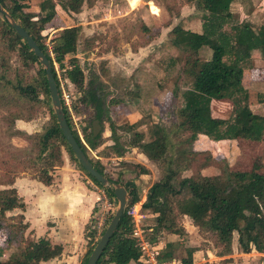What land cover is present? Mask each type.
I'll return each instance as SVG.
<instances>
[{
	"label": "trees",
	"instance_id": "obj_1",
	"mask_svg": "<svg viewBox=\"0 0 264 264\" xmlns=\"http://www.w3.org/2000/svg\"><path fill=\"white\" fill-rule=\"evenodd\" d=\"M84 1L64 0L59 3V6L67 12H78ZM231 1L183 0L187 4H192L195 11L200 12L201 32L185 30L177 25L171 29V32L176 35L171 43L174 46H178L179 43L184 45L183 71L192 84L199 89L198 92L182 91L181 105L175 114V128L186 134L181 145L188 146V152H191L190 146L200 134L212 140L242 138L256 141L264 137V115L256 114L248 107V93L241 85L242 68L236 62L238 52L234 50L235 47L247 52L258 49L264 58V24L254 30L244 20L231 22L229 14L223 15L218 12V8L228 6ZM45 2L42 1L38 5L43 15L36 20H31V15L23 11L27 7V0H10L8 6L3 3V0H0V5L14 20L20 23L45 54L57 87L52 60L45 45L40 41V32L44 24L49 22L55 13V4L51 0ZM160 3L165 6L169 15L175 10V0L172 1V5H168L164 0H161ZM148 4L152 11L151 3L148 2ZM162 10L163 13L161 12L160 16L165 17L166 13L164 9ZM163 24L166 25L167 22L165 21ZM225 25L227 26L224 28ZM140 27L142 33L147 36L143 23ZM78 30L79 27L76 26L64 27L54 37L55 43L51 51L54 53L56 62H61L64 55L74 52ZM0 35L2 38L13 36L12 48L16 50L22 69H27L33 64L38 66L35 76L31 77H23L16 72L13 78H8L1 73L0 91L2 90L7 96L14 97L15 102L22 101L28 105L27 119L35 112V107L45 106L49 114L40 131L30 135L22 134L32 143L35 156L25 159L18 152L11 153L3 161L5 170L22 169L26 163L27 168L33 170V178L43 185H49L52 180V170L61 164L62 148L88 179L101 187L102 185L86 173L72 156L70 148L58 128L52 109L45 100L37 98L39 95H43L49 101L45 75L37 58L4 18L0 20ZM201 46L209 48L208 59H202L198 55V49ZM71 58L68 67L64 70L65 79L70 85L82 90L80 102L85 105L91 104L94 107V116L99 118L103 110L102 100L91 89H83L82 69L76 59ZM0 66L7 67L8 65L6 61L0 60ZM198 93L216 98H229L231 102L230 114L227 117L213 115L208 100L204 98L199 100L201 97L197 95ZM259 99L264 100V93ZM62 110L74 139L85 153V147L78 134L71 128L68 115L63 107ZM130 126L133 127V123ZM151 128V136L148 140L143 141V132L137 131L129 142L138 147L146 158L163 161L162 177L148 187L145 201L137 202L138 209L141 205L145 213L154 215V224L151 228L154 236L150 245L156 252L157 260L163 261L172 257L171 243L165 241L159 247L157 237L159 234L179 235L181 233L182 227L177 223L178 215L188 216L199 232L210 234L215 246L222 248L219 255L230 253L233 232L236 233V246L240 252L246 253L253 249L264 253V173L229 171L224 180L217 176L196 174L183 177L181 172L186 167L176 163L172 157L175 144L171 143L169 138L170 130L156 123H153ZM111 133L113 134L112 129ZM96 138L89 132L83 134V140L90 148L97 145ZM114 148L113 153L119 156L121 154L119 148ZM90 162L96 170L104 175L97 162L91 160ZM146 172V168H140V173ZM7 175L6 177L0 176V231L4 233V241L0 248V264H41L58 257L62 252L61 244L52 243L45 236L33 237L25 233L28 224L24 221L22 214L24 203L12 186L15 174ZM113 181H117V179ZM106 192L109 196L114 197L112 188ZM136 200L137 196L134 191L129 190L127 203L118 219L116 228L95 264H128L129 261H133L135 264H144L137 239L133 235L134 224L131 215L127 213L128 208ZM12 209H19L20 212L6 215V212ZM85 228L87 227L85 226ZM96 240L90 243L80 264H85ZM9 247H14L17 252L4 258V253L1 250ZM194 250H196L195 247L185 249V257L179 259L182 264H191Z\"/></svg>",
	"mask_w": 264,
	"mask_h": 264
},
{
	"label": "rangeland",
	"instance_id": "obj_2",
	"mask_svg": "<svg viewBox=\"0 0 264 264\" xmlns=\"http://www.w3.org/2000/svg\"><path fill=\"white\" fill-rule=\"evenodd\" d=\"M42 1L46 3V0H27V7L23 11L31 15V20H36L43 15V12L38 8ZM51 1L55 4V13L51 20L44 24L40 32V41L45 45L52 60L57 88L62 85L65 92L70 93L71 111L70 113L66 112L70 126L81 139L87 157L101 166L106 177L112 180L117 179L127 191L133 190L137 196L135 203L139 200L144 202L147 193L144 190L146 185L151 180L155 182L156 178L160 179L163 175V161L160 159L150 160L147 158L151 162L153 173L148 170L146 173H140V168H145L140 164L142 159L138 155L142 152L129 142L137 131L143 132V141L148 140L151 136V125L153 123L170 130L169 138L171 143L175 144L172 157L176 163L186 167L181 172L183 177L196 174L217 176L224 180L229 171L264 173V137L256 141L236 138L216 142L208 137L198 135L190 146L189 150L191 152H188V146L181 145V141L186 134L175 128L176 110L181 105L178 97L180 75L177 70H173L167 75V79H164L163 72L156 67L159 60L164 64L168 57H173V53L170 50H164L160 56L155 58L149 56L148 51L147 54L143 53L146 51L144 49L140 50L138 55H130L129 53L130 49L135 50L134 45L140 44L141 41L146 39L140 25L143 23V25H148L152 29L155 22L161 21L159 16L161 12L163 13V10L158 7L161 5V0H129L130 5H127L125 0H85L78 12H67L61 9L59 3L64 0ZM164 1L168 5H172L173 0ZM148 2L152 5V11L149 9ZM3 3L8 6L10 0H3ZM4 11L7 12L5 8ZM198 13L200 14V12ZM0 20H3L1 13ZM260 23H263V20L257 18L254 21L252 20L251 25L256 28ZM71 26L79 27L75 50L71 54L64 55L61 62H56L54 53L51 51L55 43L54 37L64 27ZM123 41L126 43L124 46L122 45ZM12 42V35L4 38L0 35V60L6 61L8 65L7 67L0 66V74L3 73L8 78H13L16 72L18 75H23V77L35 76L38 68L37 64L22 69L16 50L12 48ZM103 55H107L108 59L114 61L113 63L116 65L114 71L125 73L124 77L120 79L125 81L123 92L129 90L133 93L135 90L139 92L138 97L131 96L128 93L124 95L126 98L119 97L111 90V88L117 85L120 86V84L116 82L115 79L117 78L111 72L112 70H108L104 66L107 60H102ZM117 55L120 57H116ZM71 57L76 59L82 69L83 89H91L102 100L103 110L99 118L94 116V107L91 104L85 105L80 102L79 98L82 95V90L65 81L64 70L68 67ZM256 57L253 55L252 62L245 61L244 64L243 61L241 64L244 70V74L241 75L242 81L244 80L243 83L251 80L255 82L252 83V90L247 91V104L250 105L251 110H255L254 105L260 102L258 99L264 93V64H260L258 61L254 62ZM143 59H149L146 71L156 79L155 82L158 83L159 87L165 88L163 96L160 98L155 97L159 100L150 99L154 93L150 89L152 83L145 89L146 96L140 88L136 90L133 80H131V84L126 82V79L130 77L133 65L135 64V69H139L138 63ZM124 63H126V66L123 65ZM135 69L132 73H135ZM141 73L138 71L136 75L134 74V78L142 84L148 76L143 71ZM101 76L103 77L101 78ZM101 80H104V82H101ZM197 95L201 97V99L198 97L199 100H202V98L208 100L210 97L208 94L204 95L203 93ZM37 98L45 100L51 108L50 101H47L43 95H39ZM213 98L216 99L215 96ZM14 100V97L7 96L2 90L0 91V176L6 177L7 174L9 176L14 173L15 177L22 174L32 177L33 170L27 168L26 163L24 164L26 167L24 166L22 169L7 171L4 168L3 161L14 152H18L25 159L35 156L32 143L22 134L30 135L40 131L49 114L45 106L35 107V112L27 119L28 105L22 101L15 102ZM219 107L225 114L230 111L227 105H219ZM213 108L217 109L215 105ZM127 109L137 110L139 114L133 113L134 116H129ZM131 120L133 121L130 122ZM94 121H96L97 126L95 131L92 127ZM132 123L133 127L130 126ZM88 132L97 137V145L93 148L88 147L83 140V134ZM114 147L119 148L121 152L119 156L113 153L115 151ZM61 159V164L52 170V180L46 188H41L39 185L31 188L32 196H37L32 200L38 205H41V202L45 205L48 204L49 215L53 218V222L48 225L51 226V230H49L51 240L49 237L48 239L52 243L61 244V253L64 258L73 256L72 261H66L67 264H80V260L90 243L99 237L100 232L114 213L117 201L106 192V190L111 189L110 185L101 187L95 185L62 148ZM146 163L149 165V162ZM138 174L147 175L139 180L137 178ZM135 180H138L136 184L134 183ZM18 212H20L19 209H12L7 211L6 215ZM34 212L32 207L31 213L34 214ZM147 214L149 213H145L140 205L139 211L134 212V215L131 216L134 224L133 235L136 237L137 242L145 240L151 244L154 233L151 229L147 230L146 228L152 225L151 223L154 224V217ZM51 217L49 216V219ZM30 218L32 219L33 216H30ZM36 218L37 222L35 223L37 224H34V226L37 230L41 227L38 231L42 233L46 218ZM98 222H100L99 226L96 225ZM177 223L182 227L181 233L179 235L166 234L163 241L171 243L170 250L172 257L175 259L184 258L185 249L195 247L194 255L191 256L193 258L191 264H264V256L255 255L254 257L251 254H238L240 250L236 246L235 232L232 234L230 253L219 255L222 248L215 246L210 234L199 232L188 216L185 218L184 215H178ZM61 231L63 236L60 235ZM25 233L32 236V231L26 229ZM234 246L237 250L234 249ZM0 248L2 247L0 246ZM5 249H9V252H6ZM5 249L1 250L5 254L3 255L4 258L17 252L14 247ZM197 250H200V252L197 253ZM60 255L55 257L60 261L56 263L63 262Z\"/></svg>",
	"mask_w": 264,
	"mask_h": 264
},
{
	"label": "crops",
	"instance_id": "obj_3",
	"mask_svg": "<svg viewBox=\"0 0 264 264\" xmlns=\"http://www.w3.org/2000/svg\"><path fill=\"white\" fill-rule=\"evenodd\" d=\"M158 6V5H157ZM158 7H161L162 9H164L166 15L165 17H161L159 16V18H161L159 22H155V26L151 29L150 26L148 25H144L146 31H147V36L146 39L141 41L140 44H136L134 45V49H130L129 53L130 55H138V52H140V50H146L143 53H146L148 51L149 56L151 57H158L160 56L164 50H170L173 54V57H168V60L165 61L164 64H162V61H158V65H156L157 68L160 69V71L163 72L164 74V79H167V75H169L171 73V71L173 70H177L178 74L180 75V80H179V91H178V97L180 98L181 101V93L182 91H186V90H190V91H195L198 92L199 89H197L192 82L190 81V79L187 77V75L185 74V72L183 71V64H182V57H183V49H184V45L179 43L178 46H174L171 41L173 38H176V35H174L171 32V29L174 26H179L182 29L185 30H190L193 32H197L200 33L201 32V19H200V15L198 13V11L194 10V7L192 4H187L185 2H183V0H175V10L172 11V13L169 15L167 9L165 8L164 5H159ZM218 12H220L221 14L225 15V14H229L231 17V22H240L242 20L248 22L250 25L252 24V20L254 21L255 19H262L263 23H260L256 28L253 27V25H251V27L256 30L258 29V27H260L261 25L264 24V0H232L230 2V4L226 7L223 8H218ZM167 22L166 25L163 24V22ZM227 25L224 26V28ZM131 41V40H130ZM126 43L123 41V46ZM129 44V43H128ZM235 51L238 52V59L236 60L237 64H239L242 68V73L244 74V70H243V66L241 65L244 61H249L252 62V58L253 55L257 56L256 59H254L255 61H258V63L260 64H264V58L261 55L260 50L258 49H253L250 50L249 52L244 51L243 49H240L238 47L234 48ZM147 54V53H146ZM198 55L200 56V58L202 59H208L210 56V50L207 46H201L198 49ZM129 56V55H127ZM116 57H120L119 55H117ZM102 60H107L106 64L104 66H106V68L108 70H112L111 72L114 73V76H116L117 79L116 82L120 84L117 85L114 88H111V90H113V92H115L117 94V96L119 97H125L124 95H126L127 93L131 96H139V92L137 91H133V93H131L128 89V92L124 90L123 85L125 84L124 80H120L121 77H124L125 73H120L119 71H114V68H116V65L113 63L114 61L108 59L107 55H103V57H101ZM114 60V59H113ZM149 60V59H148ZM147 59H143L141 60L138 64L139 69H135V64L132 67V72L134 71V69L136 70L135 73L130 74V77H128L126 79V82L128 84H131V80H133V85L136 88V90H138L137 88H140L141 91L144 92V94L146 95L147 93H145V89H147V87L149 86L150 83V89H152V91L154 92L153 95L151 96V100L152 99H158L155 97H161L163 96L164 92H165V88H161L158 86V83L155 82L156 79H154L147 71L146 69L148 68V64L149 61ZM152 62V61H151ZM126 63H124L123 65H125ZM132 64V62H131ZM121 67V65H120ZM119 70V69H118ZM139 71L140 74L141 71H143L146 76H148V78L146 80H143L144 82L141 84L140 81L138 79L134 78V74L136 75V73ZM108 74V73H107ZM103 76H101L102 78ZM151 77V78H149ZM175 78V77H174ZM130 79V80H129ZM165 81V80H164ZM244 81V80H243ZM242 81V76H241V85L243 86L244 89H246V91L248 90H252V83L254 84L255 82L248 81L243 83ZM101 82H104V80H101ZM159 82V81H157ZM120 87V88H119ZM249 92V91H248ZM247 92V93H248ZM147 96V95H146ZM126 98V97H125ZM159 100V99H158ZM260 102L254 105V109L255 110H251L250 105H248L249 109L256 113V114H261L264 115V100H260L258 99ZM208 103H209V107L210 110L212 111L213 115L218 116V117H227L228 114H230V111L228 113H223L219 107V105H223L226 106L227 108H229V110H231V102L229 100V98L227 97H221V98H216L214 99L213 96H210L208 99ZM226 104V105H225ZM216 106L217 109H214L213 106ZM128 111V115L130 116H134V114H139V112L137 110H133L132 109H127ZM133 120H131L130 122H132ZM153 122V121H152ZM199 136L202 137H206L203 134H200ZM207 138V137H206ZM224 140H228V139H220V140H214L216 142L219 141H224ZM138 155L141 156L142 161H140V164H142L143 166H145V168L149 171L152 172V168L150 165V161L145 157V155L143 153H139ZM146 162H149L147 165ZM153 173V172H152ZM147 175V174H138L137 178L139 180H142V178ZM158 180L157 178L155 179V181ZM138 180H135L134 183L136 184ZM154 180H151L145 187V192L147 191L148 187L151 185V183ZM41 186V188H46L48 185H43L40 182H38L35 178L30 177L29 175H18L14 178L13 184L12 186L15 188L18 196L22 199L23 203H24V210L22 211V214L24 216V221L27 222L28 227L27 230L28 231H32V236L34 237H40V236H45V237H49L51 240V235H49V230H51V226L49 223L53 222V218L51 217L50 211L48 209V204H43L41 202V205L36 204V202H34L32 199L34 197L37 196H32L33 194H31V188L34 186ZM32 207L34 208V214L31 213ZM7 214V213H6ZM149 215V214H147ZM30 216H33V218L31 219ZM49 216L51 217V219H49ZM55 216V215H54ZM150 216L154 217V215L150 214ZM43 218L45 217L46 220L44 222V226H43V231L42 233H40L38 230L41 229V227L36 228V226H34V224H37L35 222H37V218ZM184 217L186 218L187 216L184 215ZM58 221V220H56ZM153 222V221H152ZM152 225H150L148 228H146L147 230L151 229L153 226V223H151ZM234 234V232L232 233ZM31 235V234H30ZM60 235H62V231L60 232ZM164 236L165 234H159L158 235V246L160 247L162 244L163 245V241H164ZM4 241V233L2 231H0V246L2 244V242ZM57 242V241H55ZM62 243V242H60ZM233 246V245H232ZM234 249H236V247L234 246ZM6 252H9V249H5ZM8 250V251H7ZM237 250V249H236ZM195 252V251H194ZM194 252L192 253V256L194 255ZM197 253L200 252V250L196 251ZM7 254V253H6ZM238 254H242V255H255L256 256H264V253L262 252H257L253 249L250 250V252H239ZM5 255V254H3ZM60 257H62L63 262L62 263H56V262H60L58 260V258H53L50 259L48 261L42 262L41 264H67V262L72 261L73 256H67V258H64L62 256V253L60 255ZM203 257V256H202ZM203 259V258H201ZM56 260V261H55ZM67 261V262H66ZM193 261V258H192ZM108 264H113V263H108ZM128 264H135L133 261H129ZM192 264H198V263H192Z\"/></svg>",
	"mask_w": 264,
	"mask_h": 264
},
{
	"label": "water",
	"instance_id": "obj_4",
	"mask_svg": "<svg viewBox=\"0 0 264 264\" xmlns=\"http://www.w3.org/2000/svg\"><path fill=\"white\" fill-rule=\"evenodd\" d=\"M0 13L2 17L7 21L10 28L22 39L24 40L25 44L29 48V50L33 53V55L37 58V61L41 65L45 75V81L47 85L48 95L50 106L52 112L55 116L58 128L70 148L72 156L76 159L79 165L83 168V170L92 176L95 181L100 183L102 186L110 185L112 188V193L117 201V206L115 208L114 213L110 217L109 221L107 222L106 226L104 227L103 231L99 235L98 239L96 240L93 248L91 249L85 264H95L98 257L101 254L104 246L106 245L109 237L113 233L116 225L118 223V219L122 213L126 205V200L128 196V191L118 182L113 181L105 177L102 173L94 168L88 157L82 151L76 140L74 139L67 123L65 120V116L62 110V106L60 103L59 93L50 69V65L48 59L46 58L45 54L42 50L38 47L34 39L26 32V30L20 25L19 22L14 20V18L4 9H2L0 5ZM93 131L96 130V121L92 123Z\"/></svg>",
	"mask_w": 264,
	"mask_h": 264
},
{
	"label": "built area",
	"instance_id": "obj_5",
	"mask_svg": "<svg viewBox=\"0 0 264 264\" xmlns=\"http://www.w3.org/2000/svg\"><path fill=\"white\" fill-rule=\"evenodd\" d=\"M127 5H130L129 0H125ZM65 81H67L65 79ZM58 89V93H59V98H60V103L61 106L65 109V111L67 113H70V106H71V101H70V93H68L67 91L65 92V90L62 88V85H59ZM139 211V209L137 208V203H134L132 206H130L127 210V213L129 215H134V212ZM138 215V213H136ZM139 216V215H138ZM100 222H98L96 225L99 226ZM138 247L140 249L141 252V257L143 258L144 264H182L180 260L175 259L173 257H171L168 260H157L156 257V252L154 250V248L152 249L153 246H151L148 242H146L145 240H140L138 242Z\"/></svg>",
	"mask_w": 264,
	"mask_h": 264
}]
</instances>
